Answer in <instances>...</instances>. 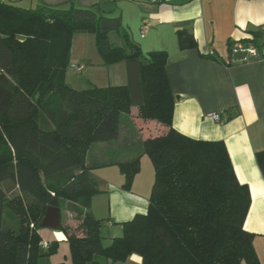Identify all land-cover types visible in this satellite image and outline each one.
I'll return each mask as SVG.
<instances>
[{
    "label": "trees",
    "instance_id": "obj_1",
    "mask_svg": "<svg viewBox=\"0 0 264 264\" xmlns=\"http://www.w3.org/2000/svg\"><path fill=\"white\" fill-rule=\"evenodd\" d=\"M186 24L176 29L181 49L197 46ZM112 31L118 34L113 40ZM78 32L93 34L105 64L125 62L124 84L76 89L64 81ZM257 34L239 41L258 47ZM166 61L165 50L143 53L120 14L97 1L39 0L24 7L0 0V264H51L57 240L43 239L41 220L47 206L60 207L65 199L74 203L81 229L78 234L60 222L71 264L124 261L132 253L142 264H261L255 233L244 227L249 187L237 179L223 140L173 127ZM132 110L141 122L140 149L86 162L91 144L116 139L121 114ZM143 154L154 168L147 209L121 221V234L105 245L101 227L109 217L90 209L98 192L90 170L115 164L128 189ZM255 158L264 176V149Z\"/></svg>",
    "mask_w": 264,
    "mask_h": 264
},
{
    "label": "crops",
    "instance_id": "obj_2",
    "mask_svg": "<svg viewBox=\"0 0 264 264\" xmlns=\"http://www.w3.org/2000/svg\"><path fill=\"white\" fill-rule=\"evenodd\" d=\"M43 1L61 4L64 0ZM93 1L74 0L83 6ZM38 2L29 0L30 5ZM104 6L120 14L123 27L143 53L167 52L165 71L174 96L173 127L194 138L224 141L237 179L249 187L251 201L244 227L255 233L254 246L264 264V176L255 158V152L264 149V0H115ZM182 22H188L185 27L193 33L196 47H179L176 29ZM254 33H258V56L231 54L230 43L249 40ZM75 36L85 38L92 49V53L81 56L76 69L87 76L79 89L90 84L126 82L123 60L102 64L93 35L78 32ZM96 68L107 70L108 77L97 80L92 74ZM211 113H218L219 121L212 119ZM131 114H124L125 126L118 128L116 139L98 142L106 149L95 153L89 149L88 163L126 158L140 149L141 122L135 111ZM124 144L130 145L127 152ZM97 168L106 171H101L103 188L92 196L90 209L98 217H109L107 228L113 236L118 235L121 221L146 211L153 177L136 173L130 188L124 189L117 165ZM53 232L55 237L65 239L59 230ZM107 264L142 262L138 254L132 253L124 261Z\"/></svg>",
    "mask_w": 264,
    "mask_h": 264
},
{
    "label": "rangeland",
    "instance_id": "obj_3",
    "mask_svg": "<svg viewBox=\"0 0 264 264\" xmlns=\"http://www.w3.org/2000/svg\"><path fill=\"white\" fill-rule=\"evenodd\" d=\"M96 1L99 2L100 5H102V7L105 9V6H104V4H106L105 1L94 0L93 2H96ZM14 2L17 5L24 6V7L35 6L34 4L30 5L29 0H17ZM68 4L69 3H63L61 6L66 7ZM75 34H73V37H72L71 51H70V55H69V66L64 73V81L69 86L76 88V89L77 88L79 89L86 83L87 76H86V73L84 71H78V70L72 68L71 65L76 64L78 66L82 60V59H80V58H82L81 56L85 55L86 53H88V54L92 53V49H91V46H89V42L85 41V38H84V40H82L83 38L80 39V38L76 37ZM110 35H111L112 40L117 38V34L114 31H112L110 33ZM92 37H94V36H92ZM92 47H93V45H92ZM102 64H105V63L102 62ZM93 65H95V64H93ZM96 65H97V62H96ZM94 67H97V66H94ZM106 72H107V70H97V68H96V70H94L92 72V74H94V76H96L98 78L97 80H103L106 77H108ZM126 115L133 116V114L131 115L129 113ZM123 118H124V114H121L120 119H119L118 128L122 127V125L125 126V124H124L125 120ZM99 145H101V144H98V142L91 144V146L93 148L89 147L90 151L92 149H94V153H95V152H102L104 148L106 149V146H99ZM124 145H126V144H124ZM129 147H130V145L127 144L124 148V149H126L124 152H127ZM89 149L87 150L86 157H85L86 162H87V160H86L87 155H88V153H90ZM146 161L148 163L147 165H146ZM140 169L141 170H139V172L141 174L149 175V176L151 175V177H153V179H154V168H153L152 162H151V160L147 154H143L141 156ZM101 171L105 172L106 170H100L98 168L97 169L94 168L93 170L90 171L91 176L96 179L97 188H103V180L101 178L103 173ZM139 172H137V173H139ZM150 191H151V189H150ZM98 192H99V189H98ZM98 192H96V193H98ZM97 197H101V196H97ZM73 206H74V203L70 200L65 199L62 201V203L60 205L61 223L64 225H69L70 227L75 229L78 234H80L81 229L78 228V216L76 215L75 211L73 210ZM94 216L97 218H101V217H98V215H94ZM103 218H105V217H103ZM56 230L58 231L59 229H54V228H49V227H42L40 229V233L44 239L49 240V241L54 240V239L57 240L56 250L52 251L49 254V259H50L49 261L51 264H59L60 262H64L66 264H69L70 263V255H69L68 242L66 241V239L55 237L53 235L54 234L53 231H56ZM59 231L61 233H63L62 230H59ZM101 234L104 237L103 238V244H105V245L108 244L111 240V237L113 236L112 235L113 233H111L108 230L106 223L101 227ZM119 234H121V232Z\"/></svg>",
    "mask_w": 264,
    "mask_h": 264
},
{
    "label": "built area",
    "instance_id": "obj_4",
    "mask_svg": "<svg viewBox=\"0 0 264 264\" xmlns=\"http://www.w3.org/2000/svg\"><path fill=\"white\" fill-rule=\"evenodd\" d=\"M229 49L232 55H236L238 53H246L247 55H250V56H258L260 53L258 47L251 42L244 43L241 41H234L230 43ZM71 67L74 69H78V66L76 64H72ZM210 117L214 120L219 121L218 113H211ZM41 245L45 247L47 245V242L42 241Z\"/></svg>",
    "mask_w": 264,
    "mask_h": 264
},
{
    "label": "water",
    "instance_id": "obj_5",
    "mask_svg": "<svg viewBox=\"0 0 264 264\" xmlns=\"http://www.w3.org/2000/svg\"><path fill=\"white\" fill-rule=\"evenodd\" d=\"M18 39L23 40L25 37L18 35ZM60 215L61 208L53 205H49L46 207L44 216L41 220V227H49L54 229H59L60 226Z\"/></svg>",
    "mask_w": 264,
    "mask_h": 264
}]
</instances>
